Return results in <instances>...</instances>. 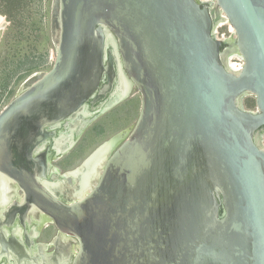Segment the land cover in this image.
Returning <instances> with one entry per match:
<instances>
[{"label": "water", "instance_id": "water-1", "mask_svg": "<svg viewBox=\"0 0 264 264\" xmlns=\"http://www.w3.org/2000/svg\"><path fill=\"white\" fill-rule=\"evenodd\" d=\"M51 37V70L0 113V262L39 261L5 231L39 210L60 230L51 263L74 246L73 264H264V0H52ZM115 70L118 93L89 112ZM133 87L136 124L61 175L50 140L66 155Z\"/></svg>", "mask_w": 264, "mask_h": 264}, {"label": "rangeland", "instance_id": "rangeland-1", "mask_svg": "<svg viewBox=\"0 0 264 264\" xmlns=\"http://www.w3.org/2000/svg\"><path fill=\"white\" fill-rule=\"evenodd\" d=\"M51 8L52 0H0V113L30 77L49 71L54 65L56 48L51 37ZM229 29V24H222L216 28L215 36L225 41L235 39V32L230 33ZM223 34H226L224 38ZM232 61L242 64L238 57H232ZM134 95L139 96L137 92ZM253 99L245 97L244 106L256 112V104L251 105ZM140 106L138 101L129 103L100 117L87 132L83 144L64 164L59 160L55 165L61 167L62 172L80 166L101 144L131 129L138 120ZM261 141L264 146V134ZM54 234L45 237L43 232L37 242H48Z\"/></svg>", "mask_w": 264, "mask_h": 264}, {"label": "flooded vegetation", "instance_id": "flooded-vegetation-1", "mask_svg": "<svg viewBox=\"0 0 264 264\" xmlns=\"http://www.w3.org/2000/svg\"><path fill=\"white\" fill-rule=\"evenodd\" d=\"M228 47H229V44L224 45L223 49L225 50ZM107 62L113 63V65L115 67L114 57L112 55V49H109V55H108V61ZM109 83H110V76L106 75L100 84V88L104 89L107 85H109ZM118 86H119V79H118V74L116 71L115 72V79L112 82L111 89L99 101H96V97H98V95L100 93H99V91L96 92L94 98L91 99L87 103L88 111L91 113L94 111H97L101 107H103L107 103H109L111 100H113L114 95L116 96V94L118 93ZM135 92H137L139 94L140 98H139V96L134 95ZM137 101H138V104H139V102L141 103V95L138 92V90L135 87H133L129 97L125 101H123L119 105H117L115 108L118 109L123 105L129 104V103H136ZM115 108L111 109L107 113L116 110ZM140 111H141V106H140ZM107 113H105V114H107ZM102 116L103 115L99 116L95 121H97ZM93 124H94V122L84 131V133L81 135V137L77 140L75 147L69 153H67L64 156H61L57 160L54 159L55 158V152L52 150L53 141L50 140V142L47 144V147L51 148V150L48 152V155L51 156V159H50L51 164L53 167L59 169L61 175H63L64 173H66L68 171L62 172L61 171L62 168L59 166H56L55 162L62 160L60 162L62 164H64V162L68 159V157L74 151H76L78 146L83 144V142L85 141V138H86V134L92 128ZM52 130L56 132L57 137H58L60 135V133L65 132V130H66L65 129V123L62 124L60 127L54 128ZM45 153H46V151H45ZM50 173L48 174L49 177H50ZM61 200L64 203H67L63 196L61 197ZM33 211H35V210H33ZM33 211H31L26 216V218L22 217V215L20 213H18L15 216V218L12 220V225L9 228H5V231L9 232L8 239L10 240L13 235L15 236L16 239L22 238V243L24 244L25 252L27 253V255L29 257L37 258L39 260L36 262H32L29 259L28 261L26 260V262H22L21 264H56V263H51L47 260H49V258L53 255V253H55L56 247L53 246L52 242L59 237L60 230L57 228V226L52 221H50V218L47 215H45L43 212H41L39 210H36V212H33ZM42 216H45V219H46L45 222H44V220H43L44 218ZM39 217H40L41 221L39 220ZM0 218L3 219L1 215H0ZM3 221H5V219H3ZM43 232H45V237L48 236L49 234L52 235L54 232H55V234L52 237V239L48 242H46V241H45V243L37 242V239L39 240V238L41 237ZM43 245H45V247ZM73 248H74V246L70 249V251H68L69 254H68V252L63 253V256H62L59 264H73V260H74L75 255H76ZM43 253L45 254V258H43ZM12 258H15V256L13 254H12ZM42 261H45V262H42ZM0 264H18V263H16V261H13V260L9 261L8 259H3L0 262Z\"/></svg>", "mask_w": 264, "mask_h": 264}, {"label": "bare ground", "instance_id": "bare-ground-1", "mask_svg": "<svg viewBox=\"0 0 264 264\" xmlns=\"http://www.w3.org/2000/svg\"><path fill=\"white\" fill-rule=\"evenodd\" d=\"M203 1V0H202ZM232 29H233V27H232ZM233 33H234V29H233ZM229 44H232L233 43V39H228V41H227ZM233 56H236V54H235V52H234V48L233 47H229L228 48V50H227V56H226V61H227V64H228V67H229V69L230 70H232V71H235V72H237V71H239L241 68H242V66L241 65H243V64H241V65H239V64H237V63H234L233 61H232V58L231 57H233ZM1 179H2V181H3V178H0V188L2 189H4L5 190V187H7V188H10L9 186H8V184L7 183H3V182H1ZM5 196H4V194H3V191H0V204H2L1 202H2V200H3V198H4ZM44 219H43V218ZM41 218L44 220V222H45V216H42ZM38 218V217H37ZM39 220H40V217H39ZM41 221V220H40ZM51 221V220H50ZM42 225V224H41ZM42 227V226H41ZM40 227V228H41ZM11 257H12V254H11Z\"/></svg>", "mask_w": 264, "mask_h": 264}, {"label": "built area", "instance_id": "built-area-1", "mask_svg": "<svg viewBox=\"0 0 264 264\" xmlns=\"http://www.w3.org/2000/svg\"><path fill=\"white\" fill-rule=\"evenodd\" d=\"M229 32H230V33H233L231 26H230ZM225 36H226V34H223V38H224ZM238 64L241 65L240 63H238ZM242 64H243V62H242Z\"/></svg>", "mask_w": 264, "mask_h": 264}, {"label": "trees", "instance_id": "trees-1", "mask_svg": "<svg viewBox=\"0 0 264 264\" xmlns=\"http://www.w3.org/2000/svg\"><path fill=\"white\" fill-rule=\"evenodd\" d=\"M253 102H254V103L251 104L252 106L256 104V103H255V99H253ZM249 104H250V103H249Z\"/></svg>", "mask_w": 264, "mask_h": 264}]
</instances>
